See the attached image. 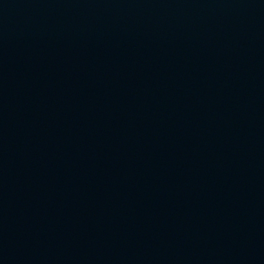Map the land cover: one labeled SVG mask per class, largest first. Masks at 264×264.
<instances>
[{
  "label": "water",
  "instance_id": "95a60500",
  "mask_svg": "<svg viewBox=\"0 0 264 264\" xmlns=\"http://www.w3.org/2000/svg\"><path fill=\"white\" fill-rule=\"evenodd\" d=\"M0 264H264V0H0Z\"/></svg>",
  "mask_w": 264,
  "mask_h": 264
}]
</instances>
